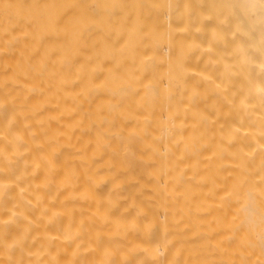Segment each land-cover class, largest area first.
<instances>
[{"label":"bare ground","instance_id":"obj_1","mask_svg":"<svg viewBox=\"0 0 264 264\" xmlns=\"http://www.w3.org/2000/svg\"><path fill=\"white\" fill-rule=\"evenodd\" d=\"M0 264H264V0H0Z\"/></svg>","mask_w":264,"mask_h":264},{"label":"rangeland","instance_id":"obj_2","mask_svg":"<svg viewBox=\"0 0 264 264\" xmlns=\"http://www.w3.org/2000/svg\"><path fill=\"white\" fill-rule=\"evenodd\" d=\"M195 10H196V9H195ZM201 11H202V10H200V12H201ZM204 11H205V10H204ZM198 12H199V11H198ZM198 12L196 11V13H198ZM205 12H206V11H205ZM194 13H195V12H194ZM196 13H195V14H196ZM201 14H202V12H201ZM208 14H209V13H208V11H207V16H205L204 13H203V15H201V16L208 17ZM195 16H196V15H195ZM199 16H200V14H198V18H199ZM196 18H197V17H196ZM197 20H198V19H196V22H197ZM199 21H200V20H199ZM179 24H180V23H179Z\"/></svg>","mask_w":264,"mask_h":264}]
</instances>
